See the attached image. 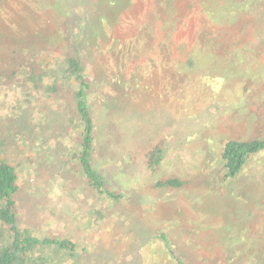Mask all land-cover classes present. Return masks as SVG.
I'll return each mask as SVG.
<instances>
[{
    "label": "rangeland",
    "instance_id": "obj_1",
    "mask_svg": "<svg viewBox=\"0 0 264 264\" xmlns=\"http://www.w3.org/2000/svg\"><path fill=\"white\" fill-rule=\"evenodd\" d=\"M172 1L174 9L156 2V7L147 11L154 16L157 10L152 21H137L134 18L138 15L131 14L129 18L125 11L120 20L126 22L116 23L110 43L90 49L95 57L117 61L123 56L121 48H132L129 57L133 60L135 55L134 69H127V63L119 60L117 71L124 77L137 71L138 79L151 74L144 81L152 85L151 97H156L151 98V105L143 104L144 110L141 107L142 116L150 110L154 122L129 125L132 131L128 135H121L119 130L120 114L116 117L93 110L96 143L92 160L108 181L115 183L116 191L123 194L114 203L103 201L87 186L76 157L67 151L76 143L74 138L79 132L73 102L67 94L70 88H60L59 101L48 100L40 94L41 89H34L35 85H42L39 79L34 86L18 85L15 78H6L7 67H0V159L13 164L18 172L17 222L21 227L43 228L52 237L67 236L86 264H92V252L112 246L116 247L112 259L126 251L128 257L122 264H168L169 258L162 255L159 241L142 238V244H138L131 240L134 230L130 232L126 224L130 216L146 217L152 226L161 223L175 234L182 232L179 241L190 238L189 243L201 245L199 233L194 234L195 240L191 238L193 231L224 225L223 208L213 213L204 203L205 195L217 196L218 189L220 195L226 192L217 173L224 141L264 135V0ZM47 2L29 0V8L35 12L26 10L24 19L29 29L46 39L44 51L51 61L47 79L51 80L61 61L57 52L71 49L74 39V31L67 30V17L75 14L81 18L84 11L69 9L64 15L53 17ZM151 3L154 4L152 0ZM139 9L145 14L143 7ZM7 51L8 44L4 43L0 53ZM36 56L23 55L29 76L39 75L44 68ZM188 60L193 61L190 67ZM221 69L243 76L222 81ZM110 92L120 93L102 85L99 94L108 96ZM103 96L100 95V102ZM139 99L142 97H135L132 103ZM41 114L43 121L36 122ZM129 114L124 116L129 118ZM156 145L164 153L157 170L152 171L147 161ZM171 179L184 184L180 188L155 186ZM236 183L241 190L252 186L256 188L254 195L261 197L258 189L264 194V152L252 159ZM249 205L243 238L248 244L246 254L242 260L233 256L229 264H264V255L255 251L264 243L259 241L264 238V195L263 206ZM99 209L107 218L105 221L96 217L94 211ZM228 243L238 249L243 242ZM83 249L87 255L81 252ZM206 249L214 250L213 243ZM33 256L46 259V264L71 262L68 252L59 250H42ZM91 258L95 264L108 262L104 253Z\"/></svg>",
    "mask_w": 264,
    "mask_h": 264
},
{
    "label": "trees",
    "instance_id": "obj_2",
    "mask_svg": "<svg viewBox=\"0 0 264 264\" xmlns=\"http://www.w3.org/2000/svg\"><path fill=\"white\" fill-rule=\"evenodd\" d=\"M28 1L0 0V47L4 43L8 44V51L0 53V67H7L6 78H15V83L18 85L31 83L34 86L39 79L42 85H35L34 89L37 92L41 89L42 93L40 94L42 96L45 95L48 100L59 101L62 91L60 88L64 89L67 86L70 88L67 94H69L73 102L75 121L79 132L74 138V140L77 139L76 143H73L67 151L72 153L73 158L76 157L81 175H83L87 186L95 191L99 197H102L103 201L114 203L120 200L123 194L116 191L114 188L115 183L111 179L108 181L105 173L99 170L92 160L96 143V124L93 118V110H96V112L99 110L105 113L109 112L116 117L120 114L119 130L121 135L124 133L128 135L131 130L128 129L129 125L135 127L141 121L154 122L151 120L155 118L150 116V110L142 116L141 107L144 110L143 104H152L153 99H156V97H151L153 87L146 80L144 81V78H150L151 74H144L143 77L138 79L137 71H131L125 77L124 75L120 76L117 71V61L119 60L127 63V69H134L133 65L136 63L134 61L135 55L133 54V60H130L129 57L130 53H132V48L127 46L121 48L120 53L123 56L120 59H115L117 61H112L111 57H95L90 52V49L91 46L100 49L105 44L110 43L113 39L111 33L114 32L113 27H115L116 23L124 22L125 24L126 22V20H120L122 13H125V11L129 12L126 15L129 18L131 14L138 15V18H134L137 21H148L149 19L152 21L157 10H154V16L152 15L153 12L147 11L155 8L157 3H161L166 8L174 9L175 7L172 8L174 2L172 0H152L154 3L152 4L151 0H47L49 1L47 2L50 8L49 11L53 17L55 14L62 16L65 12H69V9L84 11V14L81 13V18L75 16V14L67 17V30L74 31V39H71L70 42L71 49L61 53L60 51L57 52L61 60L60 62L58 61L59 69L55 73L54 78L49 80V78L47 79L48 67L51 66V61L45 55L46 51H44L45 44L43 42L46 39L39 38L37 36L38 32L29 29L25 23L27 20L24 19L26 10L29 13L35 12V9L32 8L31 10L29 8ZM140 6L145 9V14L139 9ZM69 23L73 24V26H68ZM3 24L5 25L3 26ZM68 31H66L67 35ZM64 37L68 38L66 35ZM66 45L69 46V43L67 42ZM5 53L6 56H4ZM24 54L30 58L36 54L40 62L44 64V68H42L39 75L30 74L29 76L28 63L23 58ZM129 61L130 63H128ZM192 63V60L186 62L188 67L192 66ZM127 69L125 72L128 71ZM219 73L222 81L243 76L242 73L234 75L226 69H221ZM102 85H108L111 91L117 90L120 93L114 94L110 92L108 96H103L102 93L99 94L100 90H102ZM134 90H137L136 93H134ZM140 92L142 95H140ZM130 94L133 95L130 96ZM92 95L94 96L92 97ZM100 95L103 96L101 102ZM139 96L142 99L132 103V100ZM131 110L135 112H129ZM125 114H129V118H126ZM133 115H136L137 118L133 119ZM40 116L41 118L36 119V122L43 121V114ZM162 121L163 119L161 118ZM55 147L57 146L55 145ZM160 147L156 145V148L149 153L147 162L152 171H156L161 163L164 152ZM57 151L59 152V149ZM263 152L264 135H259V137L253 139H226L224 141L218 157V164L220 165L217 168V173L220 179L219 184L221 187L226 188V192L220 195L218 189L217 196H204L205 207L208 210L211 209V212L215 213L216 211V213H219L220 209L223 208V214H225L224 225L203 228L198 232L193 231V237L191 238L195 240L197 233H199L203 241L201 245L189 243L190 238H186L184 242H181L178 237L183 235L182 232L180 235L175 234L174 230L161 223H158L157 226H152L148 224L147 218L142 216H130L126 220V224L131 229L130 232L133 233L134 230V237L131 240L133 239L138 244H142V238H151V240L159 241L161 244L160 251L163 252L162 255L169 258L168 264H229V260L233 256L235 260H242L246 254V245H248L246 240L243 239L245 232H247L246 225H248L246 210L250 208L249 204L258 203L261 205L264 194L262 189H258L261 197L254 195L253 191L256 188L252 186L241 190L236 181L241 177L252 159ZM18 178L16 167L0 159V264H46V259L41 256H33L35 252L41 253L42 250L68 252L71 262L64 264H86V260H81L80 254L78 255L76 252L75 243L68 240L67 236L52 237L50 233L43 231V228L35 230L27 226H19L17 222L18 201L16 199L20 190ZM183 184L184 182L179 179H171L163 184L156 183L155 186L180 188ZM94 213L98 219H104V221L107 219L100 209L99 211L95 210ZM152 227H155V229ZM195 233L196 235L194 236ZM229 233L232 235L228 236ZM187 236L190 237V235ZM260 239L259 241L264 240L262 237ZM228 241L243 243L241 246L238 244L240 247L235 249L231 248ZM210 243H213L215 249L209 252L206 248ZM193 245L195 246L193 247ZM114 247L112 246L106 251L102 249L100 251L95 250L90 255V262L95 264L96 261L91 256H99L104 253L107 256L105 260L108 261L106 264H122V261L128 257L126 251H122L121 257L112 259ZM124 247L125 249L128 248V246ZM260 247H255V251L259 255H264V243ZM217 248L218 250H216ZM173 249L179 250L180 254L173 252ZM81 252L88 254L85 249ZM210 254L211 258H208Z\"/></svg>",
    "mask_w": 264,
    "mask_h": 264
}]
</instances>
